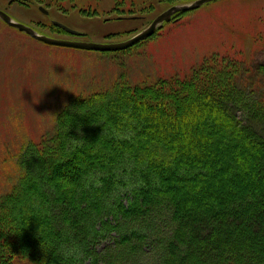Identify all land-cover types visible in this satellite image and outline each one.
<instances>
[{
    "label": "trees",
    "instance_id": "1",
    "mask_svg": "<svg viewBox=\"0 0 264 264\" xmlns=\"http://www.w3.org/2000/svg\"><path fill=\"white\" fill-rule=\"evenodd\" d=\"M227 57L73 96L51 132L17 148L0 264H94L113 220L161 205L173 228L159 264H264V62ZM72 244L82 260L60 255Z\"/></svg>",
    "mask_w": 264,
    "mask_h": 264
},
{
    "label": "rangeland",
    "instance_id": "2",
    "mask_svg": "<svg viewBox=\"0 0 264 264\" xmlns=\"http://www.w3.org/2000/svg\"><path fill=\"white\" fill-rule=\"evenodd\" d=\"M48 1L52 2V15L86 31L84 38L94 42L127 39L150 24L156 15L181 3ZM116 5L128 9L115 12ZM5 7L16 21L52 34L44 27L49 18L37 4L9 5V0H0V8ZM73 9L86 13V18ZM120 13H132L134 18L122 20L117 17ZM163 27L153 38L128 50L103 52L44 44L0 18V194L17 178V148L51 132L57 113L73 96L107 91L121 78L138 84L184 76L215 53L223 58L233 55L245 65L264 62V0H210ZM15 119L19 120L18 126H13ZM122 194L125 198L128 191ZM142 216L113 220L117 227L105 229L106 234L96 246L102 257L94 264H159L162 243L173 228L170 212L161 205ZM106 218L112 219L109 215ZM121 236L126 239L120 241ZM80 264H91V259Z\"/></svg>",
    "mask_w": 264,
    "mask_h": 264
},
{
    "label": "water",
    "instance_id": "3",
    "mask_svg": "<svg viewBox=\"0 0 264 264\" xmlns=\"http://www.w3.org/2000/svg\"><path fill=\"white\" fill-rule=\"evenodd\" d=\"M210 3V0H192L187 1L185 3H176L175 5L170 6L169 8L165 9L164 12L160 13L155 17L150 24H148L146 27L141 29V31L131 35L127 39H122L118 41L113 42H98V41H78V40H68L64 38H55L50 35H45L40 32H37L34 30L31 26H29L26 23H22L20 21H16L12 16H10L5 10L0 8V18L5 21L8 25L11 27L17 28L21 32H27L35 39H39L43 41L46 44H54V45H62V46H68V47H75L79 49H89V50H99L103 52L107 51H118L130 48V46H133L141 40H144L160 28H163V25L165 22L170 21L173 17V15H176L180 12H187V10H192L199 8V6ZM63 27L66 29H69L68 26H66L63 23H60Z\"/></svg>",
    "mask_w": 264,
    "mask_h": 264
},
{
    "label": "flooded vegetation",
    "instance_id": "4",
    "mask_svg": "<svg viewBox=\"0 0 264 264\" xmlns=\"http://www.w3.org/2000/svg\"><path fill=\"white\" fill-rule=\"evenodd\" d=\"M13 2H19L22 5H26V4H28V2H30L33 6H34V4L35 5L37 4L39 10L41 12H43L45 15H47V17L49 19H48V22L46 24H44V27H46V28L48 27L49 30L52 31L51 32L52 34H50V33H46L45 34L44 32L38 30V28L36 26L34 27V26L30 25L37 32H42V34L50 35V36L55 37V38H59L60 37V38L68 39V40L72 39V40H78V41L86 40L84 38L86 36V33H87L86 31H84V30L81 31L80 29H78L74 25H72L71 22L69 23V22H67V20L66 21L62 20V18L59 17V16L56 17V15H52L53 10L50 7V6H52V2L51 1H48V0H31V1H29V0H9V5H11V3H13ZM74 8H75V6H74ZM127 9H128V7H121L119 5H116V7H114V11L115 12H117L118 10H121V11L125 12ZM3 10H5L10 15L9 11L7 10V7L3 8ZM73 10L77 11V9H73ZM78 13L81 16V18H86L85 17L87 15L86 13L85 14L83 12L82 13L78 12ZM124 14L125 13H120V14H118L117 17L122 19V20L129 19L130 17L134 18V14H132V13H129L126 16H124ZM176 18H177V16L173 15L172 21H175ZM107 19H110V16ZM129 20H127V21H129ZM60 23L65 24L66 26L69 27V29H66ZM22 33H27V32H22ZM28 35H30V34H28ZM62 35H65V36H68V37H64ZM32 38H34V37H32ZM37 40L42 42V43H44L43 41H41L39 39H37ZM87 41H89V40H87ZM109 42H112V41H109ZM44 44H46V43H44ZM55 46H58V45H55ZM59 46H62V45H59ZM66 47H68V46H66Z\"/></svg>",
    "mask_w": 264,
    "mask_h": 264
},
{
    "label": "clouds",
    "instance_id": "5",
    "mask_svg": "<svg viewBox=\"0 0 264 264\" xmlns=\"http://www.w3.org/2000/svg\"><path fill=\"white\" fill-rule=\"evenodd\" d=\"M13 126H18L19 120L15 119L12 121ZM60 255H62L65 259L72 261H80L83 259V250L79 248L77 245L72 244L68 246H63L60 249Z\"/></svg>",
    "mask_w": 264,
    "mask_h": 264
},
{
    "label": "bare ground",
    "instance_id": "6",
    "mask_svg": "<svg viewBox=\"0 0 264 264\" xmlns=\"http://www.w3.org/2000/svg\"><path fill=\"white\" fill-rule=\"evenodd\" d=\"M187 11H189V10H187ZM183 13H187V12H180V13H178V14H176V16H177V18H176V20L175 21H173V22H176L177 20H180L182 17H183ZM156 17H157V15H156ZM167 22H172V19L170 20V21H167ZM166 23V22H165ZM164 23V24H165ZM164 26V25H163ZM164 28V27H163ZM162 28H160V29H157L154 33H153V35H151L150 37H148V38H146V39H151V38H153V36L154 35H156V33L159 31V30H161ZM145 40V39H144ZM143 40H141V42H142ZM140 43V42H139ZM139 43H137V44H139ZM137 44H135V45H137ZM135 45H133V46H135ZM133 46H130V47H133ZM128 49H130V48H127V49H123L122 51H125V50H128ZM115 52H117V51H115Z\"/></svg>",
    "mask_w": 264,
    "mask_h": 264
}]
</instances>
